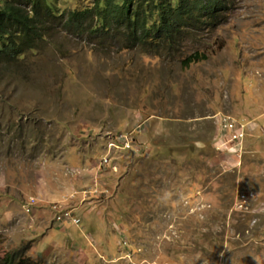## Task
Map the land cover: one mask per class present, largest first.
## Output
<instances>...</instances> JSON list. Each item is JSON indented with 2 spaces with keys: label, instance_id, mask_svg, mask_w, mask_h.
I'll return each instance as SVG.
<instances>
[{
  "label": "rangeland",
  "instance_id": "374dc122",
  "mask_svg": "<svg viewBox=\"0 0 264 264\" xmlns=\"http://www.w3.org/2000/svg\"><path fill=\"white\" fill-rule=\"evenodd\" d=\"M122 45L56 18L0 64V264H264V0L170 52Z\"/></svg>",
  "mask_w": 264,
  "mask_h": 264
},
{
  "label": "trees",
  "instance_id": "16d2710c",
  "mask_svg": "<svg viewBox=\"0 0 264 264\" xmlns=\"http://www.w3.org/2000/svg\"><path fill=\"white\" fill-rule=\"evenodd\" d=\"M225 9L226 0H92L91 6L59 14L49 0H0V64L34 48L56 18L79 34L116 31L122 47L158 54L176 49L184 34L214 24ZM205 57L194 50L180 63L185 67Z\"/></svg>",
  "mask_w": 264,
  "mask_h": 264
},
{
  "label": "built area",
  "instance_id": "2783aa9c",
  "mask_svg": "<svg viewBox=\"0 0 264 264\" xmlns=\"http://www.w3.org/2000/svg\"><path fill=\"white\" fill-rule=\"evenodd\" d=\"M218 127L219 130L225 134V136L227 137V139L229 141H232L233 143H241L244 138H245V134H246V129H245V124L243 121L241 120H237L234 119L232 117H229L227 115H220L218 116ZM245 197L242 194L241 195V200H244ZM28 204H33V198H31V200L28 201ZM53 207H55L53 205ZM26 210H29V207H26ZM58 214H55V219L57 221L67 217L69 221L77 223L79 221V219L75 216H72L68 211H59L58 210Z\"/></svg>",
  "mask_w": 264,
  "mask_h": 264
}]
</instances>
